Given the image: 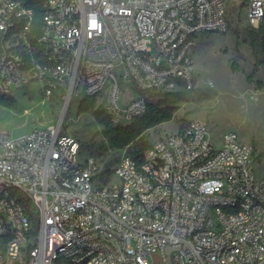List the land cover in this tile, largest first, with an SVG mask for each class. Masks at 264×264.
<instances>
[{"label": "built area", "instance_id": "built-area-1", "mask_svg": "<svg viewBox=\"0 0 264 264\" xmlns=\"http://www.w3.org/2000/svg\"><path fill=\"white\" fill-rule=\"evenodd\" d=\"M27 1L0 0V92L39 81L124 124L147 112L141 92L194 89L198 36L229 26L228 0ZM242 1L263 27L264 0ZM103 169L58 125L0 131V264H165L166 246L189 264H264V179L237 132L193 118Z\"/></svg>", "mask_w": 264, "mask_h": 264}, {"label": "rangeland", "instance_id": "rangeland-1", "mask_svg": "<svg viewBox=\"0 0 264 264\" xmlns=\"http://www.w3.org/2000/svg\"><path fill=\"white\" fill-rule=\"evenodd\" d=\"M226 9L227 32L198 36L194 89L184 91L185 100L179 103L174 118L150 128L145 139L155 143L177 132L189 120L202 118L214 138L235 131L243 141L251 142L257 177L264 179V51L261 44H251L243 1L228 0ZM11 94L18 103L16 107L0 104V131L18 137L34 128L58 125L63 133L79 139L82 155L95 156L100 164L126 155L125 149L99 153L93 148L106 142L103 126L92 110H79L80 97L65 107V100L45 95L39 81H31ZM159 96L152 93L154 99ZM112 182H118V178Z\"/></svg>", "mask_w": 264, "mask_h": 264}, {"label": "trees", "instance_id": "trees-1", "mask_svg": "<svg viewBox=\"0 0 264 264\" xmlns=\"http://www.w3.org/2000/svg\"><path fill=\"white\" fill-rule=\"evenodd\" d=\"M27 4L36 6L31 0H28ZM36 8L39 10L38 7ZM249 34L251 44L253 46L261 44L264 51V26L259 28L250 27ZM141 93L147 97V112L126 124L115 122L103 105L97 107L96 97H84L79 101V110H92L97 122L103 126L102 133L106 142L99 147L93 146L95 150L103 153L109 149H125L127 156L141 161L145 151L152 145L150 141L145 139L146 132L150 128L172 120L179 108V103L185 100V92L183 90L159 93L158 99L152 97V93H155L153 91ZM59 99L61 98L59 97ZM17 103V99L11 93L0 92L1 105L16 107ZM118 161L119 159H109L104 162V169L101 174L106 176L105 179L112 173L111 168Z\"/></svg>", "mask_w": 264, "mask_h": 264}, {"label": "water", "instance_id": "water-1", "mask_svg": "<svg viewBox=\"0 0 264 264\" xmlns=\"http://www.w3.org/2000/svg\"><path fill=\"white\" fill-rule=\"evenodd\" d=\"M167 261L165 264H177L175 256L179 255L182 264H189L186 253L179 246H166Z\"/></svg>", "mask_w": 264, "mask_h": 264}]
</instances>
